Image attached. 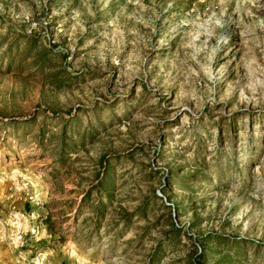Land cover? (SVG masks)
<instances>
[{
    "label": "rangeland",
    "instance_id": "obj_1",
    "mask_svg": "<svg viewBox=\"0 0 264 264\" xmlns=\"http://www.w3.org/2000/svg\"><path fill=\"white\" fill-rule=\"evenodd\" d=\"M0 264H264V0H0Z\"/></svg>",
    "mask_w": 264,
    "mask_h": 264
}]
</instances>
